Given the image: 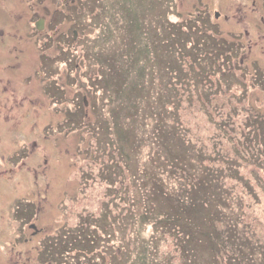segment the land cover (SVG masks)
I'll list each match as a JSON object with an SVG mask.
<instances>
[{
	"label": "rangeland",
	"instance_id": "rangeland-1",
	"mask_svg": "<svg viewBox=\"0 0 264 264\" xmlns=\"http://www.w3.org/2000/svg\"><path fill=\"white\" fill-rule=\"evenodd\" d=\"M200 9L197 46L179 43L174 24L188 31ZM212 30L225 42H203ZM198 67L210 99L187 81ZM186 203L184 228L199 220L229 257L205 233L177 263L264 264V0H0V264H163L187 238L169 220Z\"/></svg>",
	"mask_w": 264,
	"mask_h": 264
},
{
	"label": "trees",
	"instance_id": "trees-1",
	"mask_svg": "<svg viewBox=\"0 0 264 264\" xmlns=\"http://www.w3.org/2000/svg\"><path fill=\"white\" fill-rule=\"evenodd\" d=\"M153 5V1H151L150 2V4H149V6L151 7ZM150 7H147V8H150ZM151 9V8H150ZM147 10V9H146ZM200 10H202V9H200ZM206 10L207 9H204V10H202V13L200 14L201 16H199V15H197L195 18L196 19H194L195 21L196 20H198L196 23H194V22H192V25H189V24H187V28H188V31H186V30H183V32H182V30H180L179 28H177V27H181V25H180V23H175L174 24V26H173V30L175 31V32H177L178 33V37H179V34L180 35H182L183 36V39H179L178 40V42L180 43H184L185 44V46L188 44V43H190L191 45H192V47L193 46H197V42H196V37H194L195 36V34H190L189 33V29H191V28H194V29H196L197 30V27H201V26H204V24H205V22H206V14H208L207 12H206ZM77 13H80V11H78ZM96 15H98V12L96 13ZM95 15V16H96ZM93 22V21H92ZM149 25V21H147L146 22V26H148ZM197 25V26H196ZM92 26H94V25H91V23H90V27H92ZM184 32H186L187 33V36L186 35H184ZM192 35H194V36H192ZM177 37V38H178ZM200 37L202 38H204L203 39V42H206L208 39H209V43L208 44H210V42H211V40H212V42H213V44L214 45H216V46H219L220 44H222L223 42H225L224 40H222V37H220L219 36V38L216 36V31H214V30H212V32H211V34H208V33H204L203 31L202 32H200ZM74 38V37H73ZM73 38H71V39H69V40H71L72 41V39ZM176 38V39H177ZM97 39L100 41L101 39H102V43H103V41H105V39H109L110 40V38L107 36V38H105V39H103L102 37H100V36H98L97 37ZM97 39H96V41H97ZM175 39V40H176ZM74 40V39H73ZM68 41V40H67ZM108 41V40H107ZM111 42V41H110ZM169 42V41H168ZM167 42V43H168ZM175 42V41H174ZM106 43V42H105ZM166 43V44H167ZM203 45H205V43L203 44ZM73 48L76 46V44L75 43H73ZM177 48H179V47H177ZM185 47H180L179 48V50H178V53L180 54V52H182V53H184L183 52V49H184ZM191 48V47H190ZM218 49H214V48H210V51H209V53H208V55H210V57L213 59V61H212V63H211V65L210 66H213L215 69H218V70H220L221 71V74H224V75H226L228 72H229V70H230V68H231V66L229 65V61L228 62H226V63H222V60H220L221 58H219V57H217V56H215L214 55V53H213V51H215L216 53L218 52L217 51ZM85 51V50H84ZM227 51V50H226ZM93 54H95V53H93ZM202 54H201V56H200V59L202 58ZM104 57H106L107 59H104ZM96 60H98L99 62H103L102 64L104 65V66H107L106 64H108L109 63V61H108V56H105V55H102L101 53H97V54H95V57H94ZM189 58V57H188ZM222 58H224L223 57V55H222ZM110 60V59H109ZM181 61H182V59H180ZM190 60L192 61V62H195V60L191 57L190 58ZM105 63V64H104ZM76 64V63H75ZM101 66V65H100ZM196 67H197V65H196ZM199 67H198V72L196 73L197 75V77L194 79V80H191L190 78H191V71L190 70H188L189 72H190V76L189 77H187V81L189 82V85H190V87H192L193 86V82L200 76V77H202V79H203V81L205 82L204 84H205V90H201L200 89V91H199V94H201V96L202 97H205V98H207V99H210L212 96H216V94H217V90H218V86L216 85V84H214L213 82H212V80H208V79H211V78H208V77H206V75L203 73V74H201L200 72H199ZM70 79H72V78H70ZM185 81V80H184ZM216 83H218V82H216ZM228 83H229V81H228ZM176 84V82H174V81H171V83H170V85H175ZM182 85H183V83H181ZM208 84H210L209 86H208ZM203 85V84H202ZM227 86V83L225 82V87ZM206 87H208L207 89H206ZM187 87H183V89H186ZM173 89H175V88H173ZM192 89L194 90V91H196L197 92V89H194L193 87H192ZM227 90H229V89H227ZM174 93H177L176 91L174 92ZM242 93H243V91H242ZM241 93V94H242ZM241 94L240 95H238V96H232V97H230V99H231V101L233 102L232 103V105H236L235 104V102H240L243 98H244V96H241ZM192 97V96H191ZM193 99V98H192ZM173 100V99H172ZM173 102V101H172ZM189 103H191V98L189 99V101H188ZM171 105L172 106H174L175 105V103H171ZM99 107V106H98ZM175 108V107H174ZM176 109V108H175ZM234 115H236V114H239L240 112L239 111H236V110H234V111H231ZM180 112H179V114L177 113V121L178 122H180V124L181 125H177V123H175L176 124V129L178 130V132H177V135L178 136H180V140H182V141H184V142H187V143H189V140L188 139H186V134H185V132L187 131V127L183 124V121H182V119L180 120L179 118H178V116L180 117ZM260 123V120L259 119H256V125L258 126V124ZM168 134H165L164 135V137L167 139L168 137H169V135L167 136ZM108 146H110V143H109V141H108ZM189 145V144H188ZM173 146V145H172ZM189 147V146H188ZM171 148V147H170ZM194 148V147H193ZM192 148V151L194 150ZM166 149L168 150L167 152H169V155H172V157H170L169 159H173V160H169L168 161V164H171L170 165V167L169 168H171V171L172 172H175V174L176 175H178V177L179 178H182L183 179V177H184V175L186 176V175H190V172H188L186 169H184V167H182L181 165H183V163H182V159H180V162H178V158H179V155L178 154H176V153H174L172 150H173V148L170 150L167 146H166ZM195 151V150H194ZM125 154V157L126 158H128V156H127V154L128 153H124ZM166 155V154H165ZM168 155V156H169ZM180 163V164H179ZM169 166V165H168ZM176 170H179L178 172L176 171ZM184 181L186 180V179H183ZM201 181V179L200 180H198V181H195V183L193 182H191L190 180L188 181V185H189V187H190V189H187L188 190V192H186V193H184V190H185V188L182 186V184L180 185V187H179V192H177V194L179 193V195H181V196H185V200H187V202L191 199H189V196H190V194L193 192L192 190H191V186H194V188L197 186V184H198V182H200ZM203 183H204V181H203ZM208 182H205V185L206 186H208ZM158 185V184H157ZM157 189L159 190H162V185H159V187H157ZM163 191V190H162ZM161 191V192H162ZM197 200V199H196ZM113 201V199L112 198H109L108 200H107V202H112ZM200 202H201V200H200ZM199 202V203H200ZM183 203V202H182ZM199 203H197V205L196 206H193L192 207V205L193 204H196L195 202H194V200H192L191 201V204H190V206L191 207H189V209H187V210H189L190 212H194L195 213V211H197V206H199ZM188 207L189 205H187V203L185 204V206L183 205L182 206V204H181V206L180 207H178V209L176 210L177 212H176V217H174V218H169V220H172V221H174V222H177L176 223V226H177V235H179V234H186V236H187V238H183V237H181L180 239L178 238V237H176L175 235L173 236V237H175V243H176V247H174V249H173V251H174V253H173V255H169L168 257H165L164 259H163V264H179V263H177L176 262V259H178L179 258V260L181 261L182 260V252H183V250L185 251V250H188V248L190 247L189 245L190 244H192L193 242H194V240L195 239H197L198 238V236H200L201 234H205V237H204V241H205V244H206V248L207 247H213V249L215 248V245H220V246H222V247H220L219 249H224V259H227L228 257H229V255H228V252H227V248L226 247H223V244H227V243H225V239H223V238H220V237H218V236H216V234L214 235L213 233H215L214 231H211V228H207V231L205 232V228L204 229H200V228H198L200 231H197V230H195L194 229V227H192L191 225L193 224V223H196V221H197V223L198 222H200L199 220H197L196 219V221L194 220V222L192 221L190 224H187L186 223V228H188L187 230L184 228V226L182 225V224H184V223H182L181 222V220H179V218L180 217H182L181 216V213H182V210L181 209H179V208H183V209H185L184 207ZM186 207V208H187ZM181 210V211H180ZM199 210V209H198ZM154 212H156L155 210H154V208L151 210V209H149V211H147V213H145L144 215H146V216H144V217H150L151 216V218H152V216L154 217ZM169 216V215H168ZM167 216V217H168ZM126 217H128L127 215H125V217H123L125 220H126ZM192 217V216H191ZM183 218V217H182ZM124 219H122V221L124 222ZM125 223V222H124ZM207 225V224H206ZM173 230L175 231L176 229L173 227ZM212 245V246H209V245ZM195 252H196V254L199 256L200 255V253L202 252V249H200V248H196V250L195 249H193ZM217 250V249H216ZM206 253V251H204L203 252V254H205ZM263 261H264V256H263ZM225 264H228L227 263V261H225Z\"/></svg>",
	"mask_w": 264,
	"mask_h": 264
},
{
	"label": "water",
	"instance_id": "water-1",
	"mask_svg": "<svg viewBox=\"0 0 264 264\" xmlns=\"http://www.w3.org/2000/svg\"><path fill=\"white\" fill-rule=\"evenodd\" d=\"M43 27V19H41V22H37V28L41 29Z\"/></svg>",
	"mask_w": 264,
	"mask_h": 264
}]
</instances>
